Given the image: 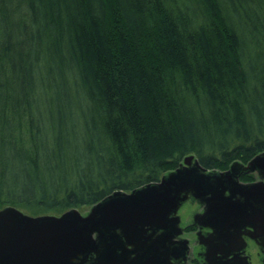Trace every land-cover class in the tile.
Listing matches in <instances>:
<instances>
[{
  "label": "trees",
  "instance_id": "1",
  "mask_svg": "<svg viewBox=\"0 0 264 264\" xmlns=\"http://www.w3.org/2000/svg\"><path fill=\"white\" fill-rule=\"evenodd\" d=\"M263 151L264 0H0V208L80 211L190 154Z\"/></svg>",
  "mask_w": 264,
  "mask_h": 264
},
{
  "label": "water",
  "instance_id": "2",
  "mask_svg": "<svg viewBox=\"0 0 264 264\" xmlns=\"http://www.w3.org/2000/svg\"><path fill=\"white\" fill-rule=\"evenodd\" d=\"M178 163L158 181L114 191L85 213L73 208L33 216L13 206L0 208V264H180L188 240L180 237L178 212L191 199L203 208L195 221L216 238L235 233L248 216L250 198L264 205V151L225 170L207 169L193 154ZM253 171L259 180L240 181ZM210 241L200 242L210 248ZM204 253L205 264L213 258L227 264L211 257L213 251Z\"/></svg>",
  "mask_w": 264,
  "mask_h": 264
},
{
  "label": "flooded vegetation",
  "instance_id": "3",
  "mask_svg": "<svg viewBox=\"0 0 264 264\" xmlns=\"http://www.w3.org/2000/svg\"><path fill=\"white\" fill-rule=\"evenodd\" d=\"M243 175L248 176V178L242 179ZM241 176L240 181L245 183H252L260 178L256 171L243 173ZM259 200H261V196H259L258 201ZM190 202L195 204L196 208L191 217L192 221L189 223L191 226H189L188 229H192L193 227L195 229L191 241V239L189 240L183 236L186 232V228L181 222L180 226L183 228V233L180 237L188 240V248L185 257L183 256L182 260H180V264H205L206 256L204 252L208 254V251H213L210 255L211 257L219 256L223 257V259L225 258L227 264H264V205H261L262 203L256 201L257 203L254 204L250 198L249 205L251 207L245 209V213H247L248 216L244 218V220H241L235 233L231 234L229 237H227L229 234H226L223 235L222 238H216L214 233L206 230L204 225H201L200 222L194 219V214L203 211L202 206L195 200L191 199ZM199 231L201 233H198ZM210 234L212 235L210 236ZM203 238H211L212 242H210L214 245L210 248L204 244L202 245L200 241ZM221 262L222 259L220 263L217 264H222ZM210 264H216V258H213Z\"/></svg>",
  "mask_w": 264,
  "mask_h": 264
},
{
  "label": "rangeland",
  "instance_id": "4",
  "mask_svg": "<svg viewBox=\"0 0 264 264\" xmlns=\"http://www.w3.org/2000/svg\"><path fill=\"white\" fill-rule=\"evenodd\" d=\"M88 208L89 207L83 210H80V212L85 213ZM195 208H196L195 204H193L192 202H188L183 207H181L180 211L178 212L181 218V222L183 226L186 228L185 231L187 232V233L185 232L183 236L188 238L189 240L191 239V241H192V237H193L192 235L194 234L195 228L193 227L192 229H188V227L191 226L189 223H191L192 221L191 217H192V214L195 212ZM190 264H193V263H190Z\"/></svg>",
  "mask_w": 264,
  "mask_h": 264
}]
</instances>
